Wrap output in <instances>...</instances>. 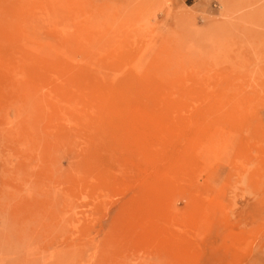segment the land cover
I'll list each match as a JSON object with an SVG mask.
<instances>
[{
	"label": "rangeland",
	"instance_id": "1",
	"mask_svg": "<svg viewBox=\"0 0 264 264\" xmlns=\"http://www.w3.org/2000/svg\"><path fill=\"white\" fill-rule=\"evenodd\" d=\"M0 264H264V0H0Z\"/></svg>",
	"mask_w": 264,
	"mask_h": 264
}]
</instances>
